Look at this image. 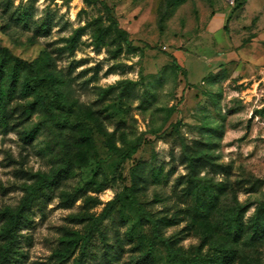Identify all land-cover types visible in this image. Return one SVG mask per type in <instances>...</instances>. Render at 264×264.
<instances>
[{
	"label": "rangeland",
	"instance_id": "374dc122",
	"mask_svg": "<svg viewBox=\"0 0 264 264\" xmlns=\"http://www.w3.org/2000/svg\"><path fill=\"white\" fill-rule=\"evenodd\" d=\"M103 1L129 46L111 37L97 45L99 23L109 25L101 5L0 0L2 47L26 61L48 54L59 71L80 63L74 75L87 71L89 78L100 70L75 96L82 112L72 122L86 124L64 135L70 173L31 204L11 264H73L83 248L88 263L264 264V237L252 239L249 230L264 209V24L235 10L244 0ZM32 9L30 29L12 24ZM48 15L56 26L36 36ZM95 21L77 51L64 53L74 31ZM126 81L135 85L131 96L120 85ZM111 87L117 89L104 95ZM21 131L0 135V229L1 212L16 209L38 176L54 173L64 157L52 134L29 145ZM200 153L214 166L193 172L186 157ZM138 164L146 172L163 165L171 173L168 185L138 194L139 208L119 203L94 225L131 185ZM198 181L216 197L212 205L200 194L206 214L196 206ZM235 212L237 235L230 225ZM160 217L178 224L158 238L151 221ZM71 241L78 242L74 251Z\"/></svg>",
	"mask_w": 264,
	"mask_h": 264
},
{
	"label": "trees",
	"instance_id": "16d2710c",
	"mask_svg": "<svg viewBox=\"0 0 264 264\" xmlns=\"http://www.w3.org/2000/svg\"><path fill=\"white\" fill-rule=\"evenodd\" d=\"M88 5H101L108 14L109 25H102L99 21L94 24H88L74 31L73 36L68 40L64 53L73 55L81 44L82 37L86 31L93 25H99L97 29V45L105 44L107 38L118 43L129 44L128 35L117 24L112 16V10L103 0H84ZM243 4L236 5L235 10H242ZM34 9L29 13H21L13 19L12 24L23 25L24 28H31L34 16ZM56 26L54 19L49 15L43 23L36 28V36H48ZM121 50V49H120ZM176 62V61H174ZM80 63L72 61L65 72L58 70L54 59L48 54L38 57L33 61H26L15 56L12 51L0 45V135H6L16 127L21 128L23 139L30 145L43 133L53 135L54 147L58 154L64 155L61 165L54 173L41 174L38 176L35 184L28 188L20 205L16 209L6 208L1 212L4 224L0 229V237L3 244L0 246V264H11L16 254L19 242V232L27 220V213L31 204L40 196L45 194L46 189L54 186L59 178L67 176L70 173L69 161L65 160L66 150L70 147L68 141L64 138L66 132L85 127L86 121L76 119L72 122V115L75 112H82L75 96L78 90H87L91 83L95 82L99 76V69H95L94 75L87 78V71L74 75ZM186 71L183 70V73ZM120 85L128 93L133 94L134 84L123 82ZM117 87H111L103 91L104 95L112 94ZM38 117L39 121L35 123L33 118ZM84 121V123H82ZM84 137L88 138L87 135ZM139 144L133 149L132 154L137 153ZM212 158L208 153H200L194 157H186L189 168L194 172L196 169H204L207 166H214ZM146 166L137 165L131 173L132 182L129 187H125L123 192L117 195L113 200L107 203L101 215L95 220L94 225H99L107 217H110L116 206L126 204L131 208H139L137 196L146 192L150 187H164L168 185L171 173L166 172L163 165L153 166L146 172ZM201 169V170H202ZM198 173H200V171ZM195 200L197 210L201 214L208 213L200 199V194L208 195L209 203L215 205L214 193L212 189L204 182H195ZM155 196L163 195L158 193ZM207 209V210H206ZM145 215V214H143ZM238 215L232 214L230 218L231 230L234 235L240 231ZM153 232L161 238L163 230L178 224L173 218L160 217L151 221ZM249 230L252 232V239L264 237V209L258 211L249 223ZM163 242L165 241L162 240ZM166 242V241H165ZM71 250L74 251L77 241L69 242ZM83 248L80 256L76 258L73 264H103L95 260L88 263L84 261L86 252ZM150 255L151 253H148ZM115 259V258H114ZM117 260V259H116ZM110 259H106V264H110Z\"/></svg>",
	"mask_w": 264,
	"mask_h": 264
},
{
	"label": "crops",
	"instance_id": "0c3cea01",
	"mask_svg": "<svg viewBox=\"0 0 264 264\" xmlns=\"http://www.w3.org/2000/svg\"><path fill=\"white\" fill-rule=\"evenodd\" d=\"M242 12L264 24V0H244Z\"/></svg>",
	"mask_w": 264,
	"mask_h": 264
}]
</instances>
